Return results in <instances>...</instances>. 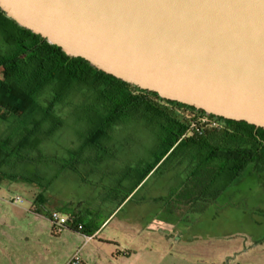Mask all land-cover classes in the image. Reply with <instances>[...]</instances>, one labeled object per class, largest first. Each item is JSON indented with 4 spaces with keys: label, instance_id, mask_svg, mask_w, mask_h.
<instances>
[{
    "label": "rangeland",
    "instance_id": "1",
    "mask_svg": "<svg viewBox=\"0 0 264 264\" xmlns=\"http://www.w3.org/2000/svg\"><path fill=\"white\" fill-rule=\"evenodd\" d=\"M0 46L3 49V45ZM2 72L0 67V74ZM48 98L49 93L44 92L39 100L45 102ZM80 100L81 95L74 93L68 98L69 103L57 108L56 112L64 117ZM130 123L112 137L114 150L112 147L91 156L83 152L84 164H73L75 169L70 170L61 168L60 162L74 158L81 140L67 122L40 145L43 157L38 160L41 163L24 165L11 159L10 165L4 167L6 171L26 177H38L36 183L31 185L20 180L10 182L3 179L0 193L6 192L9 186L8 193L12 194L5 201L15 205L11 199L19 195L21 202L16 205H28L31 199L26 190H41L40 185L46 183V193L52 204L71 205L84 201L90 217L99 223L111 207V201L102 202L105 196L112 190L116 194L124 193L133 185L135 174H140L153 161L154 135L136 123ZM5 128L6 123L0 120V134ZM48 154L51 159L46 157ZM46 159L49 161L42 162ZM258 167L255 169L252 164H247L237 178L221 189L223 193L211 206L189 219L180 230L186 241L180 245L177 254L170 256L169 251L160 245L157 231L145 228L158 220L154 217L157 213L152 210L156 203L137 213L129 210L133 202L139 203V198L145 197V192L149 197V190H177L179 181L175 174L180 166L166 162L154 175H147L138 184L137 189L141 188L133 194L132 201L108 218L93 241L83 243L84 236L65 225L59 231H53L47 221L36 223L9 216L1 227L6 242L0 240V264H60L76 248L89 264H264V164H258ZM221 182L219 178L203 189L218 188ZM200 188L202 190V184ZM69 209L64 207L59 212L66 215L65 211ZM81 214L85 222L89 217L85 215V209ZM152 229L163 232L160 225H154ZM109 240L119 243L128 256H118L111 244L100 242Z\"/></svg>",
    "mask_w": 264,
    "mask_h": 264
},
{
    "label": "water",
    "instance_id": "2",
    "mask_svg": "<svg viewBox=\"0 0 264 264\" xmlns=\"http://www.w3.org/2000/svg\"><path fill=\"white\" fill-rule=\"evenodd\" d=\"M0 11L139 90L264 129V0H0Z\"/></svg>",
    "mask_w": 264,
    "mask_h": 264
},
{
    "label": "trees",
    "instance_id": "3",
    "mask_svg": "<svg viewBox=\"0 0 264 264\" xmlns=\"http://www.w3.org/2000/svg\"><path fill=\"white\" fill-rule=\"evenodd\" d=\"M0 44V120L6 123L0 134V181L35 184L38 177H26L4 167L11 159L24 165L41 163L40 145L67 122L81 140L74 158L60 162L61 168L70 170L84 163L83 152L91 156L112 147L114 150L112 137L130 122L151 131L155 138L153 161L137 174V184L169 162L179 164L180 169L185 166L192 172V180L199 183L205 173L210 184L221 178V185L215 188L220 190L247 164L255 169L264 164V129L210 115L216 126L201 124L196 131L189 130L195 118L204 115L202 111L162 100L153 92L139 90L91 67L81 58L66 56L59 47L17 26L1 11ZM44 92L49 98L41 102L39 97ZM74 93L80 94L81 100L61 116L57 108L67 105ZM46 157L52 158L49 154ZM175 178L178 180L176 174ZM65 212L69 216L67 229L91 234L71 210Z\"/></svg>",
    "mask_w": 264,
    "mask_h": 264
},
{
    "label": "crops",
    "instance_id": "4",
    "mask_svg": "<svg viewBox=\"0 0 264 264\" xmlns=\"http://www.w3.org/2000/svg\"><path fill=\"white\" fill-rule=\"evenodd\" d=\"M149 174H151V172ZM191 174L192 172L186 169L185 166L182 167V169H180L177 174L179 181L177 190H172L171 192L169 190L164 191L162 189L149 190V197H146L148 195V192H145V197H140L139 203L133 202L129 209L132 212L137 213L139 211H144V209H146L148 205L156 203V205H152V210H155V212L157 213L154 217H156L158 220H155L152 224L150 223V225L145 228L149 231H157L159 235L158 241H160V245L165 247L167 251H169L168 253L170 256L172 254H177L178 250L180 249V245L186 241L184 240V237L181 233L182 231L180 230H183V228L188 224L189 219L193 218V216H195L197 213L204 212L209 206L212 205V203L216 201V198L219 197L224 191L221 190L223 187L220 190H204L203 187L205 188V186L210 185V176L205 173V176L202 177L203 181L199 183L198 181H195V179L192 180ZM136 178L137 177L135 174L133 185L126 188L123 191L124 193L116 194L115 190H112V193H109L107 194V196H105V201L102 200V202L104 203L111 201V207L109 209L108 214L97 224L90 217L91 213L88 211V209L84 208L86 207L84 201H77L74 204L72 203L71 205L67 204L56 206L51 203L50 196L46 193L47 188L44 187L41 190H26V192L29 194L31 202L28 205L17 206L16 204L12 205L5 201L6 198H8L12 194L8 193L10 190L9 186H7L6 192L0 193V240L2 242H6L4 240L5 233L3 232L1 227L3 226V224H5V221L9 216L23 218L25 220H28L29 222L36 223L39 221H43V223L44 221H47L48 225L51 227V223L47 217L49 213L51 211H54V209H57L56 211L59 212L62 208L68 207L70 208L69 210L74 213L76 218L79 219L81 224L85 226V230L91 233L90 235H92V238L89 240L93 241L101 232L102 226L108 220V218H110V216L114 212L115 216L121 210L122 207L132 201L133 194H136L139 191L138 189H140L141 187L137 189L138 184ZM82 181H84V179ZM201 184L202 190H200ZM224 206H227V204ZM84 209L85 215L87 217L89 216L85 222L82 221L81 214V210ZM114 216H112L111 218H113ZM154 225H160L163 232L161 233L159 230L152 229ZM87 241L83 243H86ZM100 242L105 244H111L114 247V251L118 256H128V252L123 247H121V245L116 241L109 240ZM67 258L68 255L64 257L60 264H63V262Z\"/></svg>",
    "mask_w": 264,
    "mask_h": 264
},
{
    "label": "built area",
    "instance_id": "5",
    "mask_svg": "<svg viewBox=\"0 0 264 264\" xmlns=\"http://www.w3.org/2000/svg\"><path fill=\"white\" fill-rule=\"evenodd\" d=\"M201 124H209L211 126H216L217 122L215 118H211L210 115H200L193 123L189 125V130H197L198 125ZM11 202L14 204H18L21 202V197L19 195H14L11 199ZM68 214H63L58 211H51L49 213V221L51 223V230L59 231L61 227H63L68 220ZM84 242L91 239L92 235H83ZM63 264H89L79 255V248H76L73 253L63 262Z\"/></svg>",
    "mask_w": 264,
    "mask_h": 264
}]
</instances>
